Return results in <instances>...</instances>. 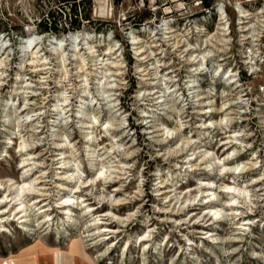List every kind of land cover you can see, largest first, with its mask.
I'll return each instance as SVG.
<instances>
[{
	"label": "rangeland",
	"instance_id": "rangeland-1",
	"mask_svg": "<svg viewBox=\"0 0 264 264\" xmlns=\"http://www.w3.org/2000/svg\"><path fill=\"white\" fill-rule=\"evenodd\" d=\"M83 1L75 2L79 26L72 29L71 4L63 0H0V206H12L0 222V264H264V68L244 77L240 66L243 86L228 84L217 65L225 70L244 58L223 49L188 90L197 66L187 63L179 39L165 34L169 1ZM52 11L58 31L41 32L37 23ZM71 32L76 40L67 39ZM35 37L29 50L36 45L32 51L44 67L26 52ZM55 47L62 48L65 67ZM74 50L84 59L80 66ZM103 74L116 76L98 83ZM104 80L113 83L103 86ZM195 91L204 111L213 100L216 109L238 103L231 114L200 115ZM63 97L67 107L60 112ZM210 118L222 124L206 132L201 125ZM177 123L180 130L168 133ZM233 131L242 141L225 152ZM63 151L82 165L81 179L93 181L87 189L76 183L81 191L73 194L72 216L59 208L70 191L60 183L75 186L56 179L68 170L58 168ZM201 154L206 163L195 159ZM23 161L30 165L22 168ZM246 162L252 170L240 173L237 165ZM24 181L34 189L23 197L30 216L21 223L17 202L8 200ZM228 184L246 192L230 193ZM216 206L220 215L209 212Z\"/></svg>",
	"mask_w": 264,
	"mask_h": 264
},
{
	"label": "built area",
	"instance_id": "built-area-1",
	"mask_svg": "<svg viewBox=\"0 0 264 264\" xmlns=\"http://www.w3.org/2000/svg\"><path fill=\"white\" fill-rule=\"evenodd\" d=\"M70 1L77 4L79 1L83 4L85 2ZM70 1L63 3L71 4ZM167 1L170 3V37L179 39L178 47H181L185 54L207 53L208 50V53L214 56L226 50L234 56L236 52H241L244 59L239 63L233 60V63H229L225 68L235 74V86H243L240 66L245 72L244 77H250L256 72H261V67L264 68V0ZM241 10L244 11L243 15ZM248 19L251 21L247 22ZM208 32L217 38L220 37V40L214 37L210 39L206 36ZM222 35L226 38L223 39ZM232 40H235L234 45ZM235 65L236 71L233 70ZM221 69L223 70L222 67ZM202 81L204 80L199 78L198 83ZM259 91L264 92V83ZM244 96H247L246 92Z\"/></svg>",
	"mask_w": 264,
	"mask_h": 264
},
{
	"label": "bare ground",
	"instance_id": "bare-ground-1",
	"mask_svg": "<svg viewBox=\"0 0 264 264\" xmlns=\"http://www.w3.org/2000/svg\"><path fill=\"white\" fill-rule=\"evenodd\" d=\"M241 13H242V15L244 14V11L243 10H241ZM251 20L250 19H248L247 20V22H250ZM170 32H172V30L170 29V31H166L165 32V34H168V33H170ZM223 37H224V35H222ZM80 37V36H79ZM167 37V36H166ZM207 37H209L210 39L211 38H215L216 40H220L219 38H217L214 34H209V33H207ZM38 37H35V38H32V39H29L28 41H27V45H26V52L27 53H30L31 55H32V59H31V63H34V62H36V61H38V65L37 66H43L44 64H43V62L44 61H42V59L44 60V58L41 56V57H39L38 55H37V52H33L32 51V49L33 48H35V46L37 45V43H38V39H37ZM67 39H72V40H76L77 39V35L76 34H74V32H71L69 35H68V38ZM66 39V40H67ZM224 39V38H223ZM71 40V41H72ZM75 42V41H74ZM36 43V45L31 49V50H29V48L33 45V44H35ZM134 44H137L138 42L136 41V37H134V42H133ZM60 45V44H59ZM76 46V45H75ZM4 47L3 46H1L0 45V50L1 49H3ZM90 48V47H89ZM62 49V48H61ZM61 49L60 48H57V47H55L54 48V51H55V53L57 54V56L59 57V59H61V62H62V66L63 67H65L64 66V61H63V50L61 51ZM89 50V49H88ZM209 51L207 50V53H195V54H191V53H189L188 54V56H189V58H188V61H187V63L189 64V65H196L197 67L196 68H194V70L193 71H196L194 74H192V75H190L189 77V80H187V83H188V85H187V87H188V90H191V89H194V88H196V84L194 83L195 82V78H193V76L194 75H196V76H198V75H200V74H202L203 72H200L201 70H208L207 69V65H206V63H207V61L208 60H210V59H213V55H211L210 53H208ZM73 55L75 56V58H77L78 59V61H77V63L79 64V66L81 65V64H83V57L82 56H80L79 55V52L78 51H76L75 52V50H74V53H73ZM57 57V58H58ZM3 64V61H0V66ZM44 67V66H43ZM40 68H42V67H40ZM0 70H1V67H0ZM107 70H110V68H108ZM198 70H200V71H198ZM205 70V71H206ZM2 71V70H1ZM204 71V72H205ZM3 72V71H2ZM218 72L220 73V77H223L224 78V80L225 81H227L228 82V84H231V83H235L236 81H235V79H234V73L233 72H231V71H226V70H222L221 69V64H218L217 65V74H218ZM224 73H226V74H224ZM3 74V73H2ZM1 73H0V75H2ZM113 76H116V74H112V75H106V74H103L102 75V77H100L99 78V80H98V83L100 82V79H102V78H106V79H108V77H113ZM1 77V76H0ZM0 80H1V78H0ZM110 83H113L112 82V80H108V81H105L104 80V82L102 83L103 84V86H110ZM198 86V85H197ZM106 88H108V87H106ZM86 90V89H85ZM109 90V89H108ZM107 91V90H106ZM105 90H103L102 91V93H105L106 92ZM170 92V94L171 93H173L174 92V89L173 90H171V91H169ZM63 95V94H62ZM102 96H104V94H102ZM111 96V94H109L107 97H110ZM162 97V96H161ZM192 97H195L196 98V101H197V108H199V110H198V112L200 113V115H203V114H207V113H214V114H220V113H223V112H226V111H230L229 112V114H231L232 113V111L234 110V104H237L238 102H231V103H228V106L226 107L225 105L226 104H223V106H221V108H219V109H216V106H213V104H211L213 101H210L209 103H207V104H209V109H207V110H203V109H205V107L206 106H203V104H202V99H203V96L201 95V92H199V91H195L194 92V94H193V96ZM110 100L109 101H113L114 99L113 98H109ZM66 100H67V98L66 97H63L62 99H59V101H61V103H59V104H57L56 105V110H60V112L61 111H64V109H65V106L67 107V105H66ZM164 100H160V102H163ZM171 108L172 109H174L175 110V107L174 106H171ZM59 112V113H60ZM22 113V112H21ZM91 118H92V120L93 121H91V124L89 125V126H87V128H94L95 127V124H96V122H97V119L95 118V115H91ZM223 120V119H222ZM225 120H227V117L225 118ZM222 121H220V122H218V121H214V120H212L211 118H210V120H208L207 121V123H205V124H202L201 125V128L203 129V130H206V132H208L207 130H209L211 127H214V128H216V126H220L222 123H221ZM110 125H106V130H108V127H109ZM180 124L179 123H177L176 124V126L174 127V128H168L167 129V132L169 133V132H175L176 130L177 131H179L180 130ZM89 134L91 135V138L93 137L92 136V134H93V130H91L90 132H89ZM192 138V137H191ZM191 139H188V138H186L185 140H184V142L183 143H185V144H188L189 143V141H190ZM241 139L239 138V133H237L236 131H233L230 135H228L227 136V139H226V142H225V145H228L227 146V148H226V151L225 152H228L229 151V149H231L234 145H236L237 143H241ZM87 143H88V140H87ZM66 147L68 146V144L67 145H65ZM94 152H93V150L92 151H90V149H88V154L89 155H91V154H93ZM207 153V151L205 152V154ZM27 155L29 154H31L30 152H27L26 153ZM61 154H63V156H62V158H63V160H62V165L60 166V167H58V168H62V169H68V170H66V171H64V172H62L63 173V176H57V178L56 179H58V180H60V181H66L67 183L69 182V183H71V182H74L75 183V186H73V187H68V185H63L62 183H60V186H61V189H65V190H67L68 191V189L71 191H69V194L67 195V196H65L64 198H63V201L61 202V205L59 206V208H62V211H63V213H66V214H68L69 216H72V215H75L73 212H72V209L70 208L71 207V205H73V204H75V205H78V201H77V199H74L75 197H74V195L73 194H75V193H77L78 191H81V188H80V186H78V185H76V183H81V184H83L84 186H85V188L87 189V187H89L92 183H93V181H91L90 180V182L88 183V182H84L85 180L83 179H81V175H82V170H81V168H82V165H80V163H73L72 162V160L71 159H69L68 157L70 156V154H71V152L67 155V151H63V152H61ZM196 158H199L200 159V161L202 162V163H206L205 162V155H199V156H195V159ZM194 159V160H195ZM24 161H28V158H25L24 159ZM23 161V165H22V168H24V167H26L27 165H30V163H26V162H24ZM255 165V164H254ZM190 166H192V164L190 165ZM247 166H250L249 165V162H246V164H244V165H241V167H239V164L237 165V169H239V171H240V173H243V174H245L246 172H248V170L250 171V170H252V169H250V167H247ZM104 167L105 166H101V168L98 170V173H99V176H104L105 175V172H106V170H104ZM221 167L222 168H227V164L226 163H223L222 165H221ZM116 168L117 169H119V171L120 170H122V168H119V166H116ZM118 171V170H117ZM115 172V171H114ZM116 173H118V174H120V172H116ZM39 178H40V176H38ZM37 179V178H36ZM120 179H122V178H120ZM256 183H259L260 182V180H256L255 181ZM41 182L40 181H37V183L36 184H40ZM1 184V183H0ZM12 185L13 184H15V182H13V183H11ZM96 185V184H95ZM83 187V186H82ZM210 188H207V189H209V190H211V186H209ZM163 188H165V187H163ZM226 188H227V190L231 193V192H238V194H241V193H245L246 191H245V189H241V188H236L234 185H231V184H228V185H226ZM15 189H16V193H15V196H14V198H12V199H10V200H8V197H9V194L8 195H6V201L8 200V202H11L12 200H14L15 199V201H13L14 203L15 202H17L16 204H15V206H18V209H17V211H15L16 213H20L19 215H20V217L19 218H21V223H25V222H27L28 221V219H29V216H30V214H29V207L27 206V204H25L24 203V200H23V197L24 196H28V195H30V194H32V193H30V189H34L33 188V186H31V184L30 183H28V182H23L22 184H16V186H15ZM158 191H160V189H158ZM168 192H170V191H168ZM161 194H163V193H161ZM211 194H214V192H212ZM43 195H45V194H43V193H41L39 196H43ZM165 197L167 198V195H165ZM3 198V197H2ZM233 201H235V199H236V196H234V195H232V198H231ZM87 199H85V198H83L82 197V200H81V202H84V201H86ZM37 201H39V202H41V201H43V202H45L46 201V199H41V200H37ZM5 202V201H4ZM7 202V203H8ZM38 202V203H39ZM48 204H46V203H44L43 204V206L42 207H45V206H47ZM114 206V205H113ZM116 206V205H115ZM229 206L230 207H232V204H229ZM86 207H87V209H90L91 211H93V209H94V207L93 206H88V205H86ZM0 209L2 210L1 211V213H0V222L1 223H5L7 220H4V214L5 213H7V212H9L11 209H12V206L10 207V209L9 210H7V207H6V204H5V206H3L2 207V205L0 206ZM232 209H234V208H232ZM49 209H44L43 210V212H45V211H48ZM237 210V209H236ZM213 212V214L214 215H220L221 213V211H220V209H218L217 208V206L216 207H213V208H211L210 210H209V212ZM103 215V214H102ZM44 218L43 219H45V220H42V222H47L48 221V215L47 214H45L44 216H43ZM246 219H244V221H245ZM94 221V220H93ZM250 222H249V220H246V223L244 222V225H248ZM3 226H5V225H3ZM98 228V227H97ZM110 227H107V226H103L102 227V230L101 231H109V230H111V229H109ZM96 229V228H95ZM92 229H88L87 231H88V233H89V231H91ZM100 231V232H101ZM210 234V236H212V235H214V234H212V232H210V231H208ZM110 233V232H109ZM89 236H93V234L91 233V234H88ZM99 235H103V234H99ZM147 236H149V235H147ZM94 239V238H93ZM147 239L145 238V237H141V244L144 246V245H147Z\"/></svg>",
	"mask_w": 264,
	"mask_h": 264
},
{
	"label": "trees",
	"instance_id": "trees-1",
	"mask_svg": "<svg viewBox=\"0 0 264 264\" xmlns=\"http://www.w3.org/2000/svg\"><path fill=\"white\" fill-rule=\"evenodd\" d=\"M63 1L69 2L70 0H63ZM73 3H74V5L72 3L70 5L71 6L70 7L71 13H70V17H69V25L68 26L72 29H77L79 26V21L77 20V9H76L75 2H73ZM72 16H73V18H72ZM85 16H87V15H85ZM132 17H133V15L130 16V18H132ZM139 17H141L140 20H142L146 17V15L140 14ZM86 19H88V18H86ZM37 26L41 32H48V31L57 32L58 31V22L55 19V17L53 16V11L51 13L48 12L45 17L41 18L39 20V22L37 23ZM0 32H2V31H0Z\"/></svg>",
	"mask_w": 264,
	"mask_h": 264
}]
</instances>
